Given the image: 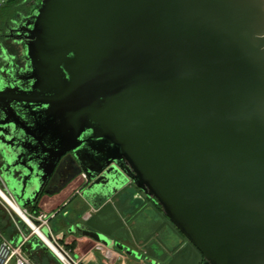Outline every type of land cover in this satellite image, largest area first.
Returning a JSON list of instances; mask_svg holds the SVG:
<instances>
[{"label":"water","instance_id":"obj_1","mask_svg":"<svg viewBox=\"0 0 264 264\" xmlns=\"http://www.w3.org/2000/svg\"><path fill=\"white\" fill-rule=\"evenodd\" d=\"M16 31L0 169L21 209L67 166L49 195L131 183L201 264H264V0H40Z\"/></svg>","mask_w":264,"mask_h":264},{"label":"rangeland","instance_id":"obj_2","mask_svg":"<svg viewBox=\"0 0 264 264\" xmlns=\"http://www.w3.org/2000/svg\"><path fill=\"white\" fill-rule=\"evenodd\" d=\"M6 49L8 53L13 52L17 55L23 53V50L13 39L7 41ZM70 200L68 201L71 202L70 205L63 212L74 208L73 205L77 198ZM121 202H124V205H121ZM135 202L140 205L135 207ZM131 207L134 209L131 210ZM0 210L7 214V223L13 224L11 219L14 216L13 213L11 212V214L10 210L4 208L1 203ZM77 210L80 215L77 220L82 222L85 229H95L96 233L112 239L116 244L125 245L133 252V255L128 256L130 258L129 264L140 261L151 264H201L202 262L200 252L177 231L159 207L146 198L133 184L108 201L99 215L94 214L91 208L80 207ZM57 222L59 220L55 219V224ZM51 225L52 223H50ZM41 232L48 236L46 228H42ZM75 237L79 238V236ZM62 243L74 254L78 245L77 241H71L69 244L64 241ZM71 245L74 248L71 249L69 247ZM84 245L85 250L90 247V245ZM41 250V247L38 246L36 249L38 255H42ZM47 256L50 260L48 264H57L51 260L48 254Z\"/></svg>","mask_w":264,"mask_h":264},{"label":"flooded vegetation","instance_id":"obj_3","mask_svg":"<svg viewBox=\"0 0 264 264\" xmlns=\"http://www.w3.org/2000/svg\"><path fill=\"white\" fill-rule=\"evenodd\" d=\"M40 0H31L30 6L31 8L25 12H18L11 20H9L7 23L4 24V28L2 31H0V81L2 84H12L13 82H17V77L20 76V73L22 74L25 69H26V64L23 58V53L22 54H15L13 52H7L6 49V43L8 40H14V36L17 35V29H23V25L26 23L28 18L30 17V13L34 8V5L39 2ZM15 43L22 49V44L21 42H16ZM1 160H0V165H1ZM1 168V167H0ZM68 175V167H56L47 183L41 188V191L37 193V197L34 199L33 195L32 197L29 198L27 202V207L26 211L30 215H36L38 213H44L48 216L49 220H53L56 218L57 215H60V218L62 219V224L65 226V232L63 233L62 237L59 239V241H64V239L68 236H82L78 230H76V227H79L80 229L85 230V228L82 226V224L78 222H70L69 220H66L62 212V208L58 209L57 211L51 213L49 216L48 213H46L43 210L39 209L40 203L43 200V198H51L59 193H61L63 190L68 188L70 185H74L73 188V197L76 195H79L83 200H85L88 203H104L106 201H110L114 193H118L121 190L125 189L126 187L132 185L131 183H126L122 187H120L117 191L114 193H111L109 191L108 187H105L102 189L101 187L98 188L96 193L90 195V198H87L85 196V192L88 189L89 185L93 182L90 181L88 178L86 181L82 179L75 178L72 182H70L67 186H65L63 189H61L58 193H55L53 195H49L48 192H52L56 190L59 186L62 185V183L65 181L66 177ZM0 181L2 185L4 186V190L9 192L8 186L5 183L3 176H2V171L0 169ZM7 192V193H8ZM11 192V191H10ZM35 192V191H34ZM9 194V193H8ZM11 195V194H10ZM13 196V194H12ZM14 197V196H13ZM12 197V198H13ZM14 199V198H13ZM15 201V200H14ZM152 202V201H151ZM153 203V202H152ZM65 206V204H64ZM53 215V217H52ZM58 219V220H61Z\"/></svg>","mask_w":264,"mask_h":264},{"label":"built area","instance_id":"obj_4","mask_svg":"<svg viewBox=\"0 0 264 264\" xmlns=\"http://www.w3.org/2000/svg\"><path fill=\"white\" fill-rule=\"evenodd\" d=\"M2 4L3 1L0 0V7ZM79 178L84 181L87 180V177L83 172L80 174ZM0 192L5 196L4 198L0 194V203L4 208L10 210V213H13L14 216L11 217V219L16 230V236L14 239H8L0 234V264H34L22 250L23 245L26 244L32 236L37 237L43 243L41 236L34 230V228L51 243L53 248H49L44 243L43 244L53 253L61 264H83L81 259L77 258L70 250H68V248H66L65 244L60 242L59 239L54 236L49 226L50 220L46 214L38 213L36 215H30L26 210L21 209L12 196L4 190L1 181ZM11 203L15 204L20 209L23 217L13 209ZM91 210L93 211L94 209L91 208ZM27 221H29L32 226L29 225ZM42 228H46L48 236L41 232ZM94 249L100 253L103 264H116L118 261L120 264H124V255L113 250L111 247L97 242ZM135 264L151 263L140 261Z\"/></svg>","mask_w":264,"mask_h":264},{"label":"crops","instance_id":"obj_5","mask_svg":"<svg viewBox=\"0 0 264 264\" xmlns=\"http://www.w3.org/2000/svg\"><path fill=\"white\" fill-rule=\"evenodd\" d=\"M73 185H70L68 188H66L65 190H63L61 193L51 197V198H43V200L40 203L39 209L45 211L46 213L49 214V216L51 215V213L57 211L58 209H61L62 207V212L65 208L68 207V205H70L71 202H68L70 199H75L77 198V201L75 202V204L73 205L74 208L71 210L67 209L66 212L64 211L63 214H65L66 216H64V218H66V220H69L72 223H76L78 222L77 218L80 217V215L78 214V210L80 207L83 208H93V212L96 215H99L100 212L103 211L104 206L107 204L108 201L104 202V203H88L85 200H83L79 195H76L73 197ZM123 191V190H121ZM120 191V192H121ZM119 193V192H118ZM118 193H114L112 198H114L115 196L118 195ZM111 198V199H112ZM110 199V200H111ZM71 201V200H70ZM122 203V202H121ZM136 203V202H135ZM65 204V206H64ZM124 205V202L121 204ZM135 207L137 205L140 204H134ZM131 210L134 209V207L130 208ZM75 210H77L75 212ZM128 210V209H127ZM71 214H74L72 217L70 216ZM55 219H61L60 215H57L56 218H54L53 220L49 221V226L50 223H52V225L50 226V228H52L53 230V234L56 238H61L63 233L65 232V226L62 224V219L59 220V222H57V224H55ZM76 219V220H75ZM79 222L82 224V222L79 220ZM83 226V225H82ZM85 230L94 232L95 229L92 228H86ZM97 232V231H95ZM112 244H114V241L112 239H110ZM71 241H77L78 245H77V249L74 252V255L81 259L83 261V264H103L102 263V257L100 255V253L94 249V246L97 242L84 237V236H79V238H76L75 236H68L64 239V242L66 244H69ZM84 244L90 245L89 248H86V250L84 249ZM125 246V245H123ZM126 247V246H125ZM111 248L113 250H116L120 253H122L124 255V264H129L130 263V258L128 257V255H126L124 252L119 251L118 249H116L114 246H111ZM130 250V249H129ZM136 251V250H135ZM150 259V258H149ZM152 259V258H151ZM120 264V262H116V264Z\"/></svg>","mask_w":264,"mask_h":264},{"label":"trees","instance_id":"obj_6","mask_svg":"<svg viewBox=\"0 0 264 264\" xmlns=\"http://www.w3.org/2000/svg\"><path fill=\"white\" fill-rule=\"evenodd\" d=\"M2 1L3 4L0 7V31L3 30L4 24L7 23L9 20H11V18H13L18 12H22V11L27 12L31 8V6L29 5L31 0H2ZM6 218H7V214L4 213L2 210H0V234L7 237L8 239H14L16 236V230L13 224L7 223ZM38 246H40L42 249L41 250L42 255H38V253L36 252ZM69 247L71 249L74 248L73 245ZM22 250L34 264H48V261L50 260L47 254L51 257V260L55 261L57 264H60V262L56 259L53 253L35 236H32L29 239V241L23 245Z\"/></svg>","mask_w":264,"mask_h":264},{"label":"bare ground","instance_id":"obj_7","mask_svg":"<svg viewBox=\"0 0 264 264\" xmlns=\"http://www.w3.org/2000/svg\"><path fill=\"white\" fill-rule=\"evenodd\" d=\"M0 194L5 198V196L1 192H0ZM11 205H12L13 209L23 217L20 209L15 204H13V203H11ZM27 222H28L29 225H31V223L29 221H27ZM34 230L41 236V238L43 240V243L46 246H48L49 248H53V246L51 245V243L40 232H38L35 228H34Z\"/></svg>","mask_w":264,"mask_h":264}]
</instances>
